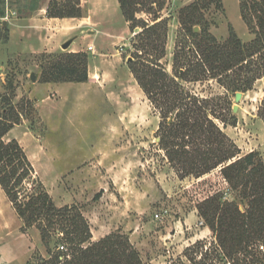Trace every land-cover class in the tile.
<instances>
[{
  "label": "rangeland",
  "instance_id": "rangeland-1",
  "mask_svg": "<svg viewBox=\"0 0 264 264\" xmlns=\"http://www.w3.org/2000/svg\"><path fill=\"white\" fill-rule=\"evenodd\" d=\"M162 1L163 9L157 14L158 21L166 23V37L160 64L173 76L175 54L180 56L182 67L197 57L195 39L180 23V10L203 0ZM219 1L222 11L215 3L200 11L206 34L220 44L232 35L244 45L251 43L255 34L241 16L240 0ZM49 2L17 0L16 9L22 12L0 30V116L24 123L32 132L25 140L40 144L53 165L50 169L40 158L38 175L34 172V177L24 180L18 190L20 197L43 187L57 208L69 207L65 220L78 215L86 222L90 237L83 248L117 235L128 241L140 264H264V239L225 257L216 234L198 212L199 205L213 196H218L222 208L230 204L246 211L248 199H242L245 188L233 187L223 177V164L200 177L196 172L187 174L178 162L168 159L160 144V112L130 71L129 62L137 54V34L142 29L131 30L119 9L100 14L94 8L93 19L99 23L87 26L83 17L88 16V8L79 0L82 17L70 21L75 33L62 36L58 28L46 23L47 10L52 8ZM139 3L138 9L143 11L136 19L153 24L154 17L145 11L159 10V6H144L146 0ZM31 5H35L34 10H29ZM16 28L19 36L11 37ZM201 28L196 25L193 30L199 34ZM74 36L78 39L73 45ZM62 37H67L66 48L36 44L40 39L49 44ZM258 50L250 67L246 60L235 68L241 75L239 85L257 69L262 74L251 81L249 90L241 87L237 91L243 94L238 103L233 88L227 85L234 78L232 70L224 74L223 85L212 78L179 82L191 96L209 101L207 114L220 134L211 131L223 145L239 152L238 157L256 152L264 168V47ZM67 53L87 56L90 80L87 77L85 84L42 82L44 67ZM142 57L152 60L146 54ZM235 105L238 108L233 112ZM170 116L172 119L174 114ZM6 136L2 141L9 143ZM185 146L189 153L207 148L201 139ZM1 194L0 263L43 264L51 260L57 244L66 245L68 253L76 250L61 231L62 218L55 217L52 227L44 219L24 227ZM39 226L50 232L46 242L41 240Z\"/></svg>",
  "mask_w": 264,
  "mask_h": 264
},
{
  "label": "trees",
  "instance_id": "trees-1",
  "mask_svg": "<svg viewBox=\"0 0 264 264\" xmlns=\"http://www.w3.org/2000/svg\"><path fill=\"white\" fill-rule=\"evenodd\" d=\"M146 1L147 4H143L144 6L153 4L159 6V10L147 8L145 11L154 17L151 25L136 19V14L143 11L138 9L139 0H118L124 18L130 23V29L133 30L138 26L142 29L137 34L139 44L136 47L137 54L133 61L129 62L130 71L148 100L160 112L159 131H163L160 144L166 150L168 159L171 162H178L187 174L196 172L197 177L223 164L220 170L223 177L233 187L245 188L242 199H248V208L244 212H240L236 206L230 204L222 208L218 196L204 200L198 207L201 218L216 234L224 256L231 257L237 251L247 249L253 242L264 239L263 164L254 151L238 157L239 152L232 151L228 145H223L221 138L215 136V131L220 134L217 125L207 114L209 101L185 92L179 80L191 82L212 78L219 80L223 85L224 74L226 76L232 70L234 78L228 80V89L233 88L234 93L241 91V87L245 91L249 90L251 81L261 77V72L255 70L253 77L246 78L243 84L239 85L241 75L237 73V69L246 60L250 67L251 58L260 51L258 49L264 47V0H240L241 16L255 34V39L247 45L242 44L235 35L220 44L206 34L200 11L203 8L207 9L210 3H215L222 11L219 0H203L182 8L180 23L195 39L197 57L182 67L180 56L175 54L173 76L169 75L160 64L165 54L166 23L164 20L158 21L160 18L157 13L163 9V1ZM49 3H52V8L47 10L48 18L82 17L79 0H50ZM34 9L35 5L29 8V10ZM17 11L22 12L18 8ZM254 21L257 30L253 26ZM196 25L202 27L199 34L193 30ZM143 54L151 56L152 60L143 59ZM237 66L239 67L235 69ZM248 66L245 69H248ZM87 75V56L83 53H67L44 67L41 81L83 83L87 81ZM173 114L174 117L171 119L170 115ZM262 115L264 118V112ZM169 120L171 122H168ZM18 124L17 120L0 116V187L24 227H30L41 219L52 227L55 225L54 218L60 217L63 219L61 231L64 232L69 243L76 246V250L68 253L66 245L57 244L51 260L43 264H140L137 253L128 241L117 235L83 248L82 245L90 237L86 222L78 215L65 220L64 214L70 211L69 207L57 208L43 187H39L38 191L27 197H20L19 187L24 180L34 177V169L16 140H11L9 143L2 141L5 134ZM212 129L215 131H211ZM197 139H201L207 147L205 152L200 148L193 153L187 152L185 145ZM215 143L218 145L214 146ZM98 197L96 196V199ZM37 229L41 233V240L46 242L50 238V232L40 226ZM60 246H63L64 250H59ZM48 253L50 254L51 251L49 250Z\"/></svg>",
  "mask_w": 264,
  "mask_h": 264
},
{
  "label": "crops",
  "instance_id": "crops-1",
  "mask_svg": "<svg viewBox=\"0 0 264 264\" xmlns=\"http://www.w3.org/2000/svg\"><path fill=\"white\" fill-rule=\"evenodd\" d=\"M84 4L86 5V7L88 8V16L83 17V19L86 21L85 25L87 26H93L96 25L97 23H99L98 21H95L94 18V8H96L97 13L100 14H107L109 11L110 12H114L118 11V9L120 10L119 4H118V0H84ZM41 13H43L45 15V10H42ZM71 19H59V18H47L46 19V23L48 24V26L50 27H54L55 29L58 28L56 31H59L61 34H63L62 36L66 35H70L71 33L74 34L75 31L73 32V27H71V23L70 21ZM80 20V19H78ZM90 23V24H89ZM80 24V21H79ZM91 26V27H92ZM12 34L10 35L11 37H18L19 33H20V29L16 28V29H12ZM91 32V31H90ZM59 33V34H60ZM73 38V45L75 43V40L78 39V37L74 36ZM16 39V38H15ZM67 39V37L65 38H57L54 39L55 41L53 43H49L46 44V42H44L43 39H40L39 42H37L36 44L39 43V45H47L46 47H52V48H57L59 45H61L62 47L65 44V40ZM70 45L69 48H71L73 45ZM60 46V47H61ZM74 49V48H73ZM71 52H76V50H73ZM88 80H90V76H88ZM87 80V81H88ZM86 81V82H87ZM92 81V80H91ZM85 84V83H83ZM46 85H53L54 87L55 84H46ZM24 122V121H23ZM26 130V131H25ZM32 132L30 131V129H28L27 126H25L24 123H19L18 125H14L7 133L8 140H16L19 145L21 146V148L23 149L27 159L29 160V162L31 163L34 172L37 174L36 172V164L38 165L40 163V158L45 159L47 162V165L49 166V168H52V164L50 163L49 160H47V156L45 155L44 151H43V147L40 144H37L35 141H33L32 139H29L28 141L25 140V136H29L31 135ZM3 194L5 199L8 201L5 193L3 192V190L0 187V194ZM1 194V197H3ZM9 205L12 206V204L8 201ZM2 213V211L0 210V214Z\"/></svg>",
  "mask_w": 264,
  "mask_h": 264
},
{
  "label": "built area",
  "instance_id": "built-area-1",
  "mask_svg": "<svg viewBox=\"0 0 264 264\" xmlns=\"http://www.w3.org/2000/svg\"><path fill=\"white\" fill-rule=\"evenodd\" d=\"M18 17V11L16 9V0H0V30L4 29L12 20ZM91 51L92 47H88ZM156 217H159L156 215ZM59 250H64L63 246L59 247ZM3 264V263H0Z\"/></svg>",
  "mask_w": 264,
  "mask_h": 264
},
{
  "label": "water",
  "instance_id": "water-1",
  "mask_svg": "<svg viewBox=\"0 0 264 264\" xmlns=\"http://www.w3.org/2000/svg\"><path fill=\"white\" fill-rule=\"evenodd\" d=\"M67 46H68V44H65V45L63 46V48H66ZM130 60H131V59H130ZM242 96H243V94H242L241 92H237V93H235V96H234V100H235V102H236V103L240 102ZM237 108H238V106L235 105V106L233 107V112H236V111H237Z\"/></svg>",
  "mask_w": 264,
  "mask_h": 264
}]
</instances>
